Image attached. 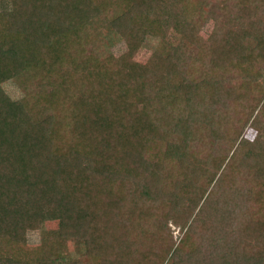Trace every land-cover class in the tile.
Returning a JSON list of instances; mask_svg holds the SVG:
<instances>
[{
  "label": "trees",
  "instance_id": "16d2710c",
  "mask_svg": "<svg viewBox=\"0 0 264 264\" xmlns=\"http://www.w3.org/2000/svg\"><path fill=\"white\" fill-rule=\"evenodd\" d=\"M0 264H264V0H0Z\"/></svg>",
  "mask_w": 264,
  "mask_h": 264
},
{
  "label": "rangeland",
  "instance_id": "374dc122",
  "mask_svg": "<svg viewBox=\"0 0 264 264\" xmlns=\"http://www.w3.org/2000/svg\"><path fill=\"white\" fill-rule=\"evenodd\" d=\"M213 28V22L208 21L206 22L202 28H201V34L207 38ZM180 34H178L176 31H172L171 34L168 37V41L172 45H176L178 40H179ZM158 45V40L155 38L149 37L144 41L141 47H139L134 53H133V58L140 62V63H145L149 60V58L153 55L155 48ZM111 51L113 52L114 55L120 56L123 53L127 51L126 44L123 41H119L116 44H114L111 48ZM3 88L5 92L14 100H18L19 98H22L23 93L21 89L13 82V81H8L5 84H3ZM255 133L251 129H247L245 131V136L249 138H253ZM56 227L55 222H49L47 223V228L48 229H53ZM174 229V236L175 238H180L181 233L179 232L178 228L173 227ZM27 240L30 245H35L39 243L40 241V232L37 231H28L27 233ZM68 248H72V244H67Z\"/></svg>",
  "mask_w": 264,
  "mask_h": 264
}]
</instances>
